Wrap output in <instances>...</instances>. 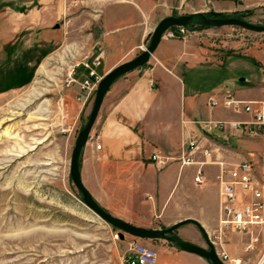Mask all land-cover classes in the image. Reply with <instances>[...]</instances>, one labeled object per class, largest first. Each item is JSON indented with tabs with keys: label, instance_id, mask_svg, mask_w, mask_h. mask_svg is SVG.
I'll return each instance as SVG.
<instances>
[{
	"label": "rangeland",
	"instance_id": "obj_1",
	"mask_svg": "<svg viewBox=\"0 0 264 264\" xmlns=\"http://www.w3.org/2000/svg\"><path fill=\"white\" fill-rule=\"evenodd\" d=\"M51 1L59 2L61 10L66 6V11L44 30L45 33L29 31V47L23 55L32 63L28 67L32 78L26 86L0 95V264H126L125 255L133 240L154 248L157 264L166 261L180 251L174 243L165 239L135 238L106 222L84 204L81 192L70 177L71 151L78 133L88 121L98 86L90 94L82 91L81 83L87 70L81 61L86 54L91 60L98 56L101 64L96 74L101 80L105 75L102 71H110L121 62L116 58L119 51L113 49L114 42L125 47L136 39V27H143L152 34L161 16L189 15L200 1ZM197 12L209 18H238L264 24V4L229 12H215L204 7ZM106 20L110 22L109 32ZM175 26L181 25L169 28ZM184 27L196 30L195 44L208 54L220 59L232 57L224 67L218 66L219 71L211 74L212 78L235 77L236 87H241L243 82L238 78L249 76L252 78L250 84L264 85V31L230 25L190 24ZM151 34L137 55L149 44ZM163 34L161 39L174 40L188 35L168 38ZM78 62L79 66L72 71V66ZM12 68L3 66L0 69L6 76L2 82L12 79ZM202 71L208 70L203 67ZM203 79L196 80L198 87H207ZM44 99L48 105L37 112ZM213 128L222 134L242 138L236 141L245 154L262 147L253 139ZM6 130L9 135L4 133ZM229 145H237L235 138ZM213 187L214 184H210L205 190L196 189L194 193L209 200ZM188 223L192 222H184L175 229L184 240L182 230ZM156 226L161 228L160 224ZM195 229L202 238L199 246L207 248L200 230L196 226ZM207 235L216 250L213 236ZM263 255L264 242H261L244 258L246 261L239 258L240 264H264Z\"/></svg>",
	"mask_w": 264,
	"mask_h": 264
},
{
	"label": "crops",
	"instance_id": "obj_2",
	"mask_svg": "<svg viewBox=\"0 0 264 264\" xmlns=\"http://www.w3.org/2000/svg\"><path fill=\"white\" fill-rule=\"evenodd\" d=\"M198 1L190 12L204 7L229 12L264 4V0ZM62 9L59 2L54 4L51 0H0V69L13 67L12 79L6 83L1 81L5 74L0 73V95L29 83L33 73L28 67L32 63L23 55L29 47V31L45 33L65 13L66 6ZM109 24L106 20L107 32ZM134 32L136 39L125 43V47L118 42L112 45L119 51L116 58H120V63L134 58L151 34L140 26ZM196 33L190 30L178 40L162 38L144 66L113 82L81 150L80 176L97 203L118 218L147 228H155L156 224L168 226L184 219L196 220L213 236L217 252L224 251L230 263L231 259L244 261L252 252L245 250L248 237L220 224L221 185L216 179L219 166L215 163L245 154L236 141L242 138L222 134L214 128L204 132V122L247 119L248 115L243 112L236 113L219 104L211 107L208 100L210 97L221 100L229 90L238 99L264 101V85L250 84L249 76L238 78L243 82L241 87H236L235 77L212 78L211 74L217 73L232 57L220 59L208 54L195 44ZM100 64L101 61L94 67L95 72L97 68L100 71ZM203 67L208 71L203 72ZM199 79L205 80L207 87H198L195 82ZM95 136H98L96 140ZM233 138L237 145H229ZM253 140L262 145L256 151L264 149L263 140ZM96 143L99 148L95 147ZM191 147H194L193 161L189 164L174 161L157 170L149 160L153 151L186 157ZM205 148L211 151V161L202 155ZM202 163L205 180L197 185L193 177ZM210 184H214L213 196L209 200L197 197L194 191H203ZM195 226L188 223L182 232L185 240L200 245L202 238ZM175 263L209 264L204 258L183 250L166 261H158V264Z\"/></svg>",
	"mask_w": 264,
	"mask_h": 264
},
{
	"label": "built area",
	"instance_id": "obj_3",
	"mask_svg": "<svg viewBox=\"0 0 264 264\" xmlns=\"http://www.w3.org/2000/svg\"><path fill=\"white\" fill-rule=\"evenodd\" d=\"M190 30L184 26L167 28L163 36L168 38L183 37ZM89 55L86 54L81 64L86 68V78L81 83V89L90 94L97 86L100 78L97 76L94 67L100 60L98 56L93 57L89 63ZM79 62L72 66V71L79 66ZM70 74V73H69ZM209 105L214 106L221 103L223 108L234 112H243L248 115L247 119L204 122V132L215 127L226 129L229 132L245 136L250 139H261L264 141V101L242 100L235 98L229 90L225 91L221 100L210 97ZM192 145V143H190ZM99 148V144L95 145ZM195 147V146H194ZM191 147L186 157H176L153 151L149 157L154 167L161 170L171 162L180 161L182 164H189L193 161V148ZM210 150L204 149L202 155L210 158ZM219 172L216 179L221 185V220L222 228H228L239 234L248 237L245 250L252 251L257 244L264 242V149L256 152L242 154L239 158H231L229 161L216 162ZM205 175L203 163L199 166L193 177L195 184L204 182ZM219 258L226 264H240L241 260L231 259L224 251L217 252ZM126 264H157V252L151 246L133 240L125 255Z\"/></svg>",
	"mask_w": 264,
	"mask_h": 264
},
{
	"label": "water",
	"instance_id": "obj_4",
	"mask_svg": "<svg viewBox=\"0 0 264 264\" xmlns=\"http://www.w3.org/2000/svg\"><path fill=\"white\" fill-rule=\"evenodd\" d=\"M190 24H196L201 26H218V27L230 25V26L242 27L244 29L255 32L264 31V24L258 25L238 18H209L200 12H194L189 15H180V16L169 15L162 18L156 24L151 34V39L149 41V44L145 47V49L140 54L136 55L134 58L122 62L117 66L113 67L99 81L98 86L96 88L95 98L93 101V105L90 111L88 121L86 125L83 127V129L80 130V132L78 133L75 140V144L71 151L69 174L74 185L81 192L83 196L84 204L94 213H96L99 217H101L103 220L110 223L114 227L128 233L129 235L135 238L165 239L169 242L174 243L180 250H183L188 253H193L195 255L204 258L209 262V264H225L219 258L213 243L208 238L207 232L196 220L184 219L172 224L171 226L161 227V228H147V227H141L131 224L121 218L111 215L105 209H103L93 199L89 191L85 188L80 176V169H79L80 153L84 144L88 140L89 133L97 117L104 95L108 91L111 83L120 75L144 65L149 60V57L152 55L153 51L156 49L157 45L159 44L165 29L174 25L188 26ZM184 222H192L199 228L203 236L204 242L207 245V248L191 243L187 240H184L181 237H179L177 234H170L179 225L183 224Z\"/></svg>",
	"mask_w": 264,
	"mask_h": 264
},
{
	"label": "bare ground",
	"instance_id": "obj_5",
	"mask_svg": "<svg viewBox=\"0 0 264 264\" xmlns=\"http://www.w3.org/2000/svg\"><path fill=\"white\" fill-rule=\"evenodd\" d=\"M35 92L38 93V94H41L39 90H37V91L35 90ZM46 105H48V104H47V99H44V101L41 102V103L39 104V106H38V108H37V112H40L41 110H43V109H44V106H46ZM4 133L9 135V132H8L7 130L4 131ZM20 148L23 150L22 147H20ZM208 159H209L208 161H211L210 158H208ZM206 161H207V160H206ZM216 251H217V250H216ZM217 254H218V253H217ZM225 264H226V263H225Z\"/></svg>",
	"mask_w": 264,
	"mask_h": 264
},
{
	"label": "flooded vegetation",
	"instance_id": "obj_6",
	"mask_svg": "<svg viewBox=\"0 0 264 264\" xmlns=\"http://www.w3.org/2000/svg\"><path fill=\"white\" fill-rule=\"evenodd\" d=\"M177 232H176V230H174L172 233H170V234H176Z\"/></svg>",
	"mask_w": 264,
	"mask_h": 264
},
{
	"label": "trees",
	"instance_id": "obj_7",
	"mask_svg": "<svg viewBox=\"0 0 264 264\" xmlns=\"http://www.w3.org/2000/svg\"><path fill=\"white\" fill-rule=\"evenodd\" d=\"M212 16H214V15H212Z\"/></svg>",
	"mask_w": 264,
	"mask_h": 264
}]
</instances>
